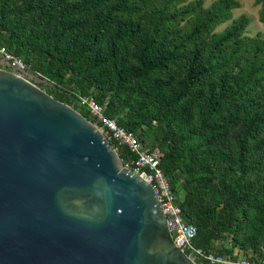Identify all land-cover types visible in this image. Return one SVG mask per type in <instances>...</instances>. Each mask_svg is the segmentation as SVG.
Returning <instances> with one entry per match:
<instances>
[{"label": "trees", "instance_id": "obj_1", "mask_svg": "<svg viewBox=\"0 0 264 264\" xmlns=\"http://www.w3.org/2000/svg\"><path fill=\"white\" fill-rule=\"evenodd\" d=\"M264 23V0H254ZM238 0H0V48L160 156L194 244L264 261V32ZM230 22L222 30L218 28ZM117 147L124 165L134 154ZM132 167V166H131Z\"/></svg>", "mask_w": 264, "mask_h": 264}, {"label": "water", "instance_id": "obj_2", "mask_svg": "<svg viewBox=\"0 0 264 264\" xmlns=\"http://www.w3.org/2000/svg\"><path fill=\"white\" fill-rule=\"evenodd\" d=\"M41 81L0 64V264H197L151 184Z\"/></svg>", "mask_w": 264, "mask_h": 264}, {"label": "built area", "instance_id": "obj_3", "mask_svg": "<svg viewBox=\"0 0 264 264\" xmlns=\"http://www.w3.org/2000/svg\"><path fill=\"white\" fill-rule=\"evenodd\" d=\"M0 57L20 70L27 69L21 59L8 54L3 48H0ZM79 102L89 110L95 119L92 123L109 142H115L118 147L125 146L134 154V158L125 166L151 184L161 202L175 244L191 260L197 264H264V261L244 256L239 250L223 256L215 251L197 247L194 244L197 229L183 220L182 210L176 203V196L160 167V156L156 152L146 151L133 132L120 127L114 120L105 116L102 106L96 103L92 96L79 97ZM114 148L117 152V147Z\"/></svg>", "mask_w": 264, "mask_h": 264}, {"label": "rangeland", "instance_id": "obj_4", "mask_svg": "<svg viewBox=\"0 0 264 264\" xmlns=\"http://www.w3.org/2000/svg\"><path fill=\"white\" fill-rule=\"evenodd\" d=\"M212 1L213 0H204L205 6H209L212 3ZM238 1L240 2L241 6H240V8L233 10L234 18L240 16L241 14H246L252 20L250 25L247 28V31H246L245 35L254 36V35H256L259 32H264V23L260 22L259 19H258V9H259V7L255 6L254 0H238ZM229 24H230V22H227V23L221 25L218 28V30H222L224 27H226ZM2 63H7V62L4 61L0 57V64H2ZM38 83H40V82H38ZM234 250H238V249H234ZM239 251L241 253H243V255H244V252L242 250H239Z\"/></svg>", "mask_w": 264, "mask_h": 264}]
</instances>
